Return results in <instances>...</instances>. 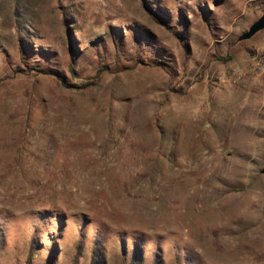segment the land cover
I'll list each match as a JSON object with an SVG mask.
<instances>
[{"label":"rangeland","instance_id":"374dc122","mask_svg":"<svg viewBox=\"0 0 264 264\" xmlns=\"http://www.w3.org/2000/svg\"><path fill=\"white\" fill-rule=\"evenodd\" d=\"M263 12L0 0V264H264Z\"/></svg>","mask_w":264,"mask_h":264},{"label":"water","instance_id":"95a60500","mask_svg":"<svg viewBox=\"0 0 264 264\" xmlns=\"http://www.w3.org/2000/svg\"><path fill=\"white\" fill-rule=\"evenodd\" d=\"M264 28V12L256 19L254 20L249 28L244 31L241 35L240 38L244 39V38H249L251 37L255 32H257L258 30ZM262 173H264V163L263 166L260 170Z\"/></svg>","mask_w":264,"mask_h":264},{"label":"bare ground","instance_id":"6f19581e","mask_svg":"<svg viewBox=\"0 0 264 264\" xmlns=\"http://www.w3.org/2000/svg\"><path fill=\"white\" fill-rule=\"evenodd\" d=\"M260 242L262 241V242H264V228H262V229H260ZM231 256H232V260H235V255H232L231 254Z\"/></svg>","mask_w":264,"mask_h":264}]
</instances>
